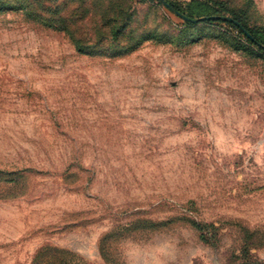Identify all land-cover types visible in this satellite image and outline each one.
<instances>
[{"label": "rangeland", "instance_id": "374dc122", "mask_svg": "<svg viewBox=\"0 0 264 264\" xmlns=\"http://www.w3.org/2000/svg\"><path fill=\"white\" fill-rule=\"evenodd\" d=\"M165 2L264 29V0H0V264H264L263 55Z\"/></svg>", "mask_w": 264, "mask_h": 264}, {"label": "trees", "instance_id": "16d2710c", "mask_svg": "<svg viewBox=\"0 0 264 264\" xmlns=\"http://www.w3.org/2000/svg\"><path fill=\"white\" fill-rule=\"evenodd\" d=\"M165 5L169 10L174 12L176 15L186 19L188 23L196 22V21H209V20L229 23V25L234 28L236 32V36L239 37V39H242L243 42L248 43V45L261 52V54L263 55L262 57L264 58V29L263 27L262 28L253 27L247 24L245 22V19H243L244 15L236 16V17H227V19L222 18L223 16H216V17L205 16L201 19H196L192 16H188L179 9H175L173 6L167 4L166 2ZM46 253H47V249H43L42 251H40L38 256L36 255L33 264H76L74 261L71 260V258H66V256H64L65 255L64 252L61 251L59 252L60 254L63 255V258L51 256L49 259L44 258ZM106 261L108 264H113V262L109 260L107 257H106Z\"/></svg>", "mask_w": 264, "mask_h": 264}]
</instances>
